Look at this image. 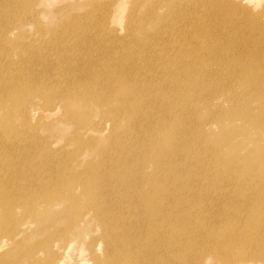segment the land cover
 <instances>
[{
    "label": "bare ground",
    "instance_id": "obj_1",
    "mask_svg": "<svg viewBox=\"0 0 264 264\" xmlns=\"http://www.w3.org/2000/svg\"><path fill=\"white\" fill-rule=\"evenodd\" d=\"M193 1L202 15L213 22L226 20L228 28L225 27L222 34L209 33L208 29V32L194 29L184 34L178 28L173 30V27L167 34L162 32L161 38L168 36L175 48L163 57L168 58L169 62L173 61L171 63L176 66L174 71L169 69L171 66L168 67L167 62H160L166 77L169 76L173 80L169 89L166 79L161 86L147 91L148 96H139L140 93L144 94L141 90L140 93L137 92L139 86L136 89L133 88L134 84L131 86L132 83H127L133 76L134 70L131 69L130 72L127 70L129 74H124L121 80L107 79L111 89L115 83L120 88V99L116 97L118 100L114 98L113 92L109 91L108 95H101L99 92V96H94L89 95L86 90L79 92L77 86L72 90L65 87V90H57L60 93L44 96L45 87L41 85V80H32L31 75H25L21 69L2 71L0 104L5 103L7 100L3 99L13 93L19 102L25 101L24 92L32 84L34 90L36 86L42 103L41 108L36 111L38 114L41 115L51 107L59 110L72 108L67 97L81 98L85 106L83 112H78L80 116L88 114L90 110L99 112L101 116L107 115V120L102 117L104 120L94 122L93 126V129L99 127L98 130L103 133L111 129V126L112 130L118 133L123 127L122 117L126 114L125 111L135 103L133 113L125 118L128 123L125 129L129 134H111L107 154L103 148L104 150L99 152L100 161H93L91 167L82 171L79 170L82 166L79 162L81 158H78L75 164L72 163L75 170L68 169H72V172L63 171L62 165L65 161L69 165L64 156V161L56 162L57 159L51 158L45 161L40 158L42 161H37L36 149L44 147L45 151L46 147L37 135V128L5 132L6 122L1 123L0 120V149H12L20 145L17 155L14 152L0 155V164L8 169L6 175L0 177V185L4 189H13L11 185L14 183L17 185L20 190L10 191L8 196L22 202L20 207L34 208L36 204L38 209L55 207L60 211L61 207L67 206L65 204H72L70 197L67 200L59 197L65 193L69 194L70 189V196L75 198L73 206H82L78 223L80 226L82 223L88 224L78 230L76 225L79 224H74V229L70 231V240L72 243H83L87 228L94 224L99 234L85 245L90 249L89 256L94 264H199L196 254L206 250H210L218 264H245L250 256L258 259L257 255H264V176H258L261 172L264 175V171L256 164H248L252 161L250 158L255 151L260 147L264 148V0ZM120 3L121 1L118 4ZM189 3L186 4L188 7ZM207 7H212L215 12L211 14ZM234 20L237 22L234 23ZM178 24L176 27L182 23ZM182 26L185 27V23ZM6 28V25L0 28V45L4 46L10 42L5 36L11 38L15 30ZM234 39L240 41V44H234ZM108 62L114 63L110 62V59ZM121 65L123 68V63ZM156 74L154 72V75ZM136 75L139 76L137 73ZM149 83L158 84L152 80ZM146 84H143V89ZM203 85L209 88L207 87L205 95L200 96L204 91L200 89ZM224 95L228 98L230 108H227V112L216 111V116L219 117L217 124L220 127L235 125L236 128L231 131L233 140L221 146H213L206 141V125L209 123H205L207 116L199 118L198 108L200 105L206 108L215 104L223 105ZM193 97H196V101L192 100ZM142 98L145 104H136L141 102ZM117 101L122 103L121 107L115 106ZM57 112L59 113H55ZM224 112L227 115H221ZM135 113H142L147 121H150L155 113L161 115L146 127L147 123L141 119H135L133 123ZM96 115L99 117L97 113ZM43 116L45 120L49 118L48 112ZM85 117L89 118V115L82 116V119ZM89 122L83 121L79 125ZM58 123L61 124V121ZM144 129H147V134L149 132L154 139L142 141L144 139L141 137L136 143L135 139ZM38 132L40 133V130ZM238 135L245 136L246 140L241 141V144L251 146L249 153L239 152L234 141ZM29 139L34 141L33 144L25 143ZM85 143L83 144L86 146L78 150V155L75 153L78 157L79 154L86 157L88 150L95 147L93 143ZM223 147L227 149L224 150ZM224 151L232 152L225 157ZM66 154L68 157L69 154ZM7 157H10L7 162L1 160ZM31 162L47 171V180L43 179L42 174H31ZM18 180L22 184L18 183ZM257 186L259 187L256 188ZM246 193H249V196L242 199ZM40 195L45 197L40 199ZM54 197L58 202L52 200ZM214 202L224 203L225 207L229 205V208L232 205L235 212H232L229 219L218 217L222 209ZM0 207L4 210L2 215L12 217L11 210L15 208L12 199L0 200ZM211 209L216 210L218 214L214 216ZM222 225H228L227 229L222 230ZM58 233L53 235L55 240ZM215 239H218V242L212 243ZM54 245H58L57 241ZM58 248L59 251L54 253L51 264H90L85 258L86 248L79 246L68 255H61L62 248ZM72 255L79 257L77 262Z\"/></svg>",
    "mask_w": 264,
    "mask_h": 264
},
{
    "label": "rangeland",
    "instance_id": "obj_2",
    "mask_svg": "<svg viewBox=\"0 0 264 264\" xmlns=\"http://www.w3.org/2000/svg\"><path fill=\"white\" fill-rule=\"evenodd\" d=\"M119 1H121L120 4H118ZM179 2L185 3L182 4ZM188 2L191 3H189V7L186 5ZM0 4V28L6 25V30L9 28L15 29L14 35L10 36L11 38L7 35L5 36V39L9 40L10 44L7 43V46H4V44L0 45V77H3L2 71H5L6 69L7 71L21 69L24 71L25 75H31L32 80L37 82L41 80V85L45 87L44 96L60 93L57 91L59 89H61V91L65 89L72 90L77 86V90L81 93L86 90L89 91V95L99 96V92H101V95H108V92L110 91L114 93L113 96L115 99L116 97L120 99V88L114 82L115 84H113L112 90L110 87L111 84H109L108 80H111V78L114 80H121L124 78V74H129V70L131 69V71L134 70L135 73L133 71L132 79L130 78L127 80V83H132L131 86L134 84L133 88L136 89L139 86L137 92L140 93L143 91L145 94L140 93L139 96H148L147 91H152L153 88L161 86V84L167 80V89H169V87L172 86L173 80L169 76L166 77V72L160 67V65L162 62L165 64L167 62L168 67L171 66L169 69L172 71L175 70L176 66H173V61L171 60V63L168 58H163L175 48L173 46L174 44L170 43L168 36H165L164 39L161 38L163 33L166 32L167 34L169 29L173 27V30L178 28L184 34L189 33L194 29L203 31L208 29L209 33L213 32L215 34H220L221 32L222 34L223 29L225 27L228 28L226 20L213 22L212 19H208V17L206 18L202 15L197 10L198 7L194 4L193 0H172L171 2H166L165 0H0ZM170 4L173 6L169 7ZM185 6H187L186 9L184 8ZM207 8L211 10V14L215 12L212 7ZM5 20H8L9 23L8 21L7 23H4ZM236 22L237 20H234V23ZM178 23H185L186 26L184 27L182 24L179 25ZM222 23H225L226 25H223ZM177 24L179 25L178 27H176ZM191 24H193V26ZM204 25L207 27H204ZM236 40L237 39H234V44H240V41L238 42ZM241 48H243V45ZM132 55L133 57L136 55L135 58L137 59L133 58ZM118 58L120 59V63H123V68L119 61H117ZM58 59L60 60L58 61ZM109 59L110 62H114L115 64H110L108 62ZM134 59L138 63L135 62ZM160 59L164 61H160ZM125 62L128 65L125 64ZM133 62L134 64H132ZM130 63L131 66H129ZM153 67L155 70L152 69ZM154 72L157 74L154 75ZM136 73L139 74V76L136 75ZM118 74L121 75L119 76ZM141 74L143 76H140ZM151 80L154 82L156 81L158 84L151 83V85L149 83ZM101 83L103 87H101ZM145 83L150 86L147 87L148 85L146 84L147 86L145 85V88H147L143 89V84ZM208 86L205 87V85H203V87L200 88L205 91H202L200 96L206 94L210 87ZM9 95L10 97L3 99L4 101H7L0 104V120L1 123L6 122L4 125V131L9 132L14 130L21 132L25 129L30 130L32 128H37V135L42 139V141L40 139L39 141L44 142L46 146L45 151L44 147H38L36 149V155H38V158H36L38 159L37 161H42L41 159L45 161L46 159L48 160L51 158L52 160L57 159V162L58 160L64 161L65 157L67 162H69V165H67L65 161L64 165L67 167L62 165L64 167L63 171L65 172H72L75 170L74 164L77 162L78 158L82 159L79 161L82 163V166L79 169L80 171L84 170V168L91 167L94 162L96 163L100 161L99 152L104 148L105 150H103L105 151V154H107V145L111 142L109 139L110 135H113L115 132L117 133V131L112 130V123L110 125L111 129L107 130L106 133L101 132V130L99 131V127H95L97 130L95 128L93 129V126L95 125L94 122H97L98 120L103 121L104 119L102 117H106L105 120H107V115L105 114V116H101L99 112L96 111L94 113L95 110H90L92 113L89 111L88 114L84 113L80 116L78 112H83L85 106V103H83L81 98L69 96L67 99L72 108H62L59 110L51 107L49 110L43 111L40 115L36 111L41 108L40 104L42 103L40 95L36 92V86L35 90L32 84L28 86V90L24 92L25 101L20 100L21 103L14 96V93ZM225 97L226 96L224 95L223 101L225 104L223 105L215 104L211 105L210 108L208 106L206 108L204 105H200L198 108L197 116L199 118H201V116L203 118L207 116L205 123H209L206 125V141L213 146H221L227 141L233 140L231 131L236 128L235 125L220 127L217 124L219 117L216 116V111L225 110L227 112V108H230V103L227 101L228 98ZM131 98L134 102V96ZM143 99L144 98L140 99L141 102L139 101L136 104H145ZM195 99L196 97L192 100L196 101ZM146 101L149 102L147 99ZM115 106L121 107L122 103L117 101ZM134 106L135 103H132L129 106L128 111H125L126 114L122 117L123 127L121 130H118V133L121 135L123 134L126 136L129 134L127 129H125L128 125L125 118L128 117L130 113H133ZM56 111H59L60 114L58 112L55 113ZM47 112L49 118H46L45 120L43 114H46ZM84 115H89V118L85 117L82 119V116ZM153 115L154 117L151 119L152 121H147L145 120V115L137 113L136 116L134 115L135 118L133 117V123L135 122V119H141L142 122L147 123L146 127H148L150 123H154V119H158L157 116H160L161 113H159V115L158 113ZM221 115H227V113L224 112L221 113ZM90 117L93 119L91 120ZM87 120L88 122L90 121L88 124L82 126L79 125ZM59 121H61V124L58 123ZM88 127L92 128V130ZM39 130L40 133L38 132ZM144 130H142L139 137L135 139L136 143L141 137V139H144L142 141L147 139L150 141L152 138L154 139V137H151L153 135L149 132L147 134V129ZM82 132L85 133L83 134ZM81 138L84 140L83 143L88 142L95 145V147H91L88 150L86 157H82L81 154H79V157L77 156L78 150H80L82 146H86L81 143ZM33 139H35V137ZM245 140L246 138L243 135H238L234 139L241 154H247L251 150L249 144H241V141ZM28 142L33 144L34 141L29 139L26 140L25 143L27 144ZM19 148L20 145L13 147L12 149L8 147L0 149V155L8 152H14L15 155H17ZM223 149L226 150L227 147H223ZM231 152L224 151V156H228ZM66 153L69 154V159L66 157ZM72 154H74V156ZM71 156H73V158H71ZM9 159L10 157L2 158L1 160L7 162ZM250 159L252 161L248 164H256L260 167L261 171H264V148H258ZM70 160H72V162ZM29 166L31 167V174H42L43 179H48L45 178L47 171L42 170V168L36 163L31 162L29 163ZM6 167L7 166L0 164V177L6 175V171L8 170ZM70 168L73 170H68ZM26 172L30 174L27 169ZM258 176L260 177L264 175L261 172ZM17 182L21 183L20 180ZM11 186L13 189H4L0 185V200L10 198L14 201L15 207L11 210L12 217L2 215L4 210L0 207V264H51L55 257L54 253L56 250L59 251L58 247L62 248L60 251L61 255H63V253L68 255L72 253L74 248L79 246L85 249V245H88L93 238L98 236L99 230L93 224V226L87 228V234L83 238V243H72L70 240V231L74 229V224H79V212L82 209V206H73L75 204V198L70 196V189L68 190L70 192L69 194L65 193L59 197H63V200H67L70 197L69 199H71L72 204H65L67 206L61 207L62 211H60L55 207L52 209H38L36 204L34 208H30V206L20 207L22 202L20 203L18 199L8 196L10 191H18L20 189L15 183ZM248 196L249 193H246L243 195L242 199H245ZM43 197L45 196L40 195V199ZM55 197L57 196L55 195ZM55 197L51 199L58 202ZM79 199H81V197ZM59 203L58 205H60ZM214 203H218V208L222 209L219 214L216 210L211 209V211L214 212V216L218 214V217L220 216L229 219L232 212H235L232 205L229 208V205H226L225 207L224 203ZM83 212L84 211H82V213ZM81 225L82 226H80V224L76 225L77 230L88 226V224L85 225V223H82ZM222 227V230H226L228 225H222ZM56 232H59L56 237L57 240L53 238V235ZM241 236L244 235L241 234ZM55 241H57L58 244L56 246L54 245ZM217 242L218 239L212 241V243ZM86 249L87 252L85 258L90 264H94L91 260V256H89L90 249ZM41 250L45 251L41 252ZM30 253L32 255H29ZM196 255L199 257V264H218L210 250L198 252ZM71 257L74 258V261L76 262L79 259L76 255H72ZM257 257L258 259H253V257L250 256L245 264H264V255H257Z\"/></svg>",
    "mask_w": 264,
    "mask_h": 264
}]
</instances>
